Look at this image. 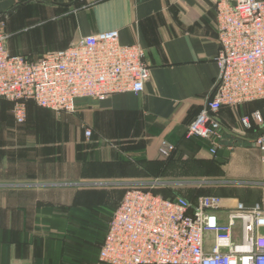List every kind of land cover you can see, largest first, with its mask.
Instances as JSON below:
<instances>
[{"label":"crops","instance_id":"obj_1","mask_svg":"<svg viewBox=\"0 0 264 264\" xmlns=\"http://www.w3.org/2000/svg\"><path fill=\"white\" fill-rule=\"evenodd\" d=\"M1 24L9 51L30 58L117 29L121 44L144 48L150 77L139 94L77 98L72 111L28 104L22 123L0 100V264H102L99 247L129 183L158 181L160 194L183 195L182 182L199 187L214 174L258 189L210 193L226 206L264 204V161L253 144L264 123H240L264 100L221 108L230 130L223 163L205 140L184 136L218 74L214 0H0ZM163 139L176 146L168 160L158 153Z\"/></svg>","mask_w":264,"mask_h":264},{"label":"built area","instance_id":"obj_2","mask_svg":"<svg viewBox=\"0 0 264 264\" xmlns=\"http://www.w3.org/2000/svg\"><path fill=\"white\" fill-rule=\"evenodd\" d=\"M214 7L218 74L211 95L184 132L186 138L205 140L213 157L230 131L221 108L264 100V0H214ZM8 39L1 24L0 100L12 102L17 123L24 122L28 102L54 112L72 111L77 98L102 101L122 92L139 94L150 77L144 48L121 44L117 29L82 36L35 58L12 54ZM240 123L245 128L264 123V106ZM91 134L85 127V137ZM253 142L264 152V133ZM174 150L173 143L160 141L162 158ZM157 185H126L100 244V263L264 264L263 203L237 200L226 206L217 194L192 202L184 195L163 196L155 192Z\"/></svg>","mask_w":264,"mask_h":264},{"label":"rangeland","instance_id":"obj_3","mask_svg":"<svg viewBox=\"0 0 264 264\" xmlns=\"http://www.w3.org/2000/svg\"><path fill=\"white\" fill-rule=\"evenodd\" d=\"M6 31L9 32L8 30H6ZM253 144H254V142H253ZM256 147L260 150V148L258 146H256ZM258 156H259V158H261L263 160V157H264L263 151L260 150L258 152ZM206 168L208 169V171L210 173H215L216 170H217V174L216 175L219 174L218 173L219 169L222 170V167H219L218 165L214 164L213 162H211V164H207ZM192 169H194V168H192ZM210 175L211 176H207V177H209V179H204V180H206L205 183L201 184L199 187H193L194 184H191L192 181H189V182H186V183L182 182V183H184L183 184L184 188H187V190L185 192H183V195H186V194H188L190 192H191V195L193 194L194 196L200 195V193H201V195L202 194H210V193H220V192H222V189L237 190L238 198L239 197L248 196V195L249 196L250 195H256L258 193V191H257L258 189H256V190L253 189L251 186H249V184H242V183H239V182L234 181V180H226V179H222L220 177H219V179H215L214 174H210ZM189 180H194V177L189 178ZM209 180H211V181H209ZM262 185L263 184H261L259 189L261 187H263ZM196 189H199V190L195 191ZM238 198L235 197L234 199H238Z\"/></svg>","mask_w":264,"mask_h":264},{"label":"trees","instance_id":"obj_4","mask_svg":"<svg viewBox=\"0 0 264 264\" xmlns=\"http://www.w3.org/2000/svg\"><path fill=\"white\" fill-rule=\"evenodd\" d=\"M28 104H33L32 102H28L27 103V105ZM39 107V106H38ZM185 136V135H184ZM176 152V146H175V150L171 153V155L169 156V157H167V158H164V159H166V160H168V159H170V158H172L173 157V155H174V153ZM199 189H196L195 191H198ZM191 191V190H190ZM189 191V192H190ZM155 192H158V191H156L155 190ZM162 195L163 196H166V197H175L176 195H180V194H175V193H173V194H170V192L169 193H162ZM202 195H205V194H202ZM189 201H192V202H194L199 196H201V193H200V195H197V196H194L193 194L191 195V192L190 193H188V194H186V195H184Z\"/></svg>","mask_w":264,"mask_h":264},{"label":"water","instance_id":"obj_5","mask_svg":"<svg viewBox=\"0 0 264 264\" xmlns=\"http://www.w3.org/2000/svg\"><path fill=\"white\" fill-rule=\"evenodd\" d=\"M229 155H230L229 150L220 149L217 153L216 161L223 163L225 161V158L228 157ZM263 195H264V190H263Z\"/></svg>","mask_w":264,"mask_h":264}]
</instances>
